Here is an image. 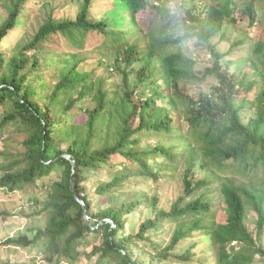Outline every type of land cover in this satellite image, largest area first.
I'll return each mask as SVG.
<instances>
[{"label":"trees","instance_id":"1","mask_svg":"<svg viewBox=\"0 0 264 264\" xmlns=\"http://www.w3.org/2000/svg\"><path fill=\"white\" fill-rule=\"evenodd\" d=\"M46 1L0 0V137L25 135V150L5 155L15 159L0 166V189L52 180L37 211L45 225L0 241V264L39 255L77 264L91 254H100L92 264H255L258 255L264 264V0H72L75 19L51 16L13 47L26 7ZM60 33L78 47L103 35L115 61L84 70L79 53L44 57ZM191 43L207 46L211 66L197 69ZM42 64L59 81L39 73ZM116 73L122 80L105 84ZM102 168L109 178L93 198L82 181ZM168 187L178 193L162 201L154 190ZM4 246L29 249L31 263L3 260Z\"/></svg>","mask_w":264,"mask_h":264},{"label":"rangeland","instance_id":"2","mask_svg":"<svg viewBox=\"0 0 264 264\" xmlns=\"http://www.w3.org/2000/svg\"><path fill=\"white\" fill-rule=\"evenodd\" d=\"M79 8H80V2H76L72 0H48L45 2V4L43 2H40L39 4L28 5L25 11H27L30 14V16L26 18V22L23 26L19 27L17 31H14L9 36L11 42L13 43V47L17 45L20 46L22 44L25 45L31 42V40L34 38L35 33L40 29L41 25L47 22L51 16L56 21H63L68 18L75 19L77 17ZM111 8H112V3L107 1V9L110 10ZM5 12L6 11L3 10L4 14ZM95 13L101 16L103 14L102 8L98 7ZM23 29L27 31L25 32V30ZM103 40H105V37L103 35L97 33H90L87 37L85 45L82 47H78L70 44L64 34L62 33L53 34L48 42L47 41L44 42L45 47L47 48L44 57L49 53H52L53 58H55V56L59 57L63 54L68 55V54L79 53V56L81 58L84 57L83 61L79 64V69H84V70L90 69L92 66L98 64L99 60L102 58L107 60L110 64H112L115 61L116 53L114 50H112L111 47H105L102 44ZM228 48H229L228 45L223 47V49L226 50ZM188 49H189V54L194 56V58L198 63L197 69H203L213 64L214 59L212 58L207 46H197L191 43L188 46ZM11 50L12 49L9 50L10 55L13 54ZM35 52L36 49L33 50L31 53H35ZM242 54L243 52H238L236 55L240 56ZM233 55L234 52L231 53L230 57L234 58ZM61 63L62 65L65 64L64 61ZM49 69L50 71H46V73H50V75L48 76V80L59 81V77L57 76V74L59 73L58 69H56L54 66H50ZM39 73L43 74L44 77L46 76L45 66H43V64L39 69ZM98 74L99 75L105 74V69L100 68L98 70ZM121 80H122V75L116 73L113 77L108 79L107 82H105V84L111 86L113 83L120 82ZM214 83H216L215 78L208 79L204 83L205 90L209 91L211 85H213ZM192 87L193 89H198V87L197 88H195V86ZM42 99L38 100L41 104H43L45 101ZM5 112H6L5 106L0 107V121H2V119L4 118ZM253 112L254 109H249L248 111H246L247 119L253 114ZM76 114L77 111L68 113L67 114L68 120L73 119L76 116ZM1 137H0V166L15 159V157L6 158L5 157L6 154H10V153L15 154L25 150V147L22 142L25 135L20 131L18 130L9 131L7 137L4 140ZM66 147L67 144H64L63 148ZM0 176H2V172H0ZM52 176L53 178H56L57 173H52ZM108 178H109V173L105 168L98 170V172L94 170L92 171L90 170L89 177L82 181V185L85 186L89 195H91V197L94 198L95 197L94 193L96 192V189L100 184V182ZM51 182H52L51 178H48L45 181H41L38 185L27 187L24 190H17L14 192H6L5 190L0 189V211L3 210L9 211V215H6L5 218L0 217V241L5 240L7 237L14 236L18 231L27 230L28 228H31L33 226L40 227L45 225L47 214L46 213L38 214L37 211L40 209V206L43 203L42 201L44 202L47 201V194H48L47 190L49 189L48 188L49 186H47V184H50ZM175 182L178 183L179 181H175ZM142 184L143 182L140 185L142 186ZM144 189L145 190L149 189L148 183L145 184ZM175 189H173L172 187H168L166 189L154 190V191L159 194L160 193L164 194L162 197V201H166V199L172 198L174 195L178 193L177 191H175ZM139 215H141V213H139ZM249 216L252 218L257 217L255 212L253 211L249 213ZM137 217H138L137 219H140L139 218L140 216ZM140 222L141 220L136 221V228L139 227ZM248 224L251 229L255 227V223L253 221L249 222ZM97 239L98 240L90 238L91 243L88 246V251H90L94 245L99 244L102 241L101 237H97ZM15 248L17 249L18 252L17 251L15 252ZM91 256H93V258L90 260L85 255H83L82 260L77 264H87L88 262L89 264L90 262L92 264V262L93 263L97 262V260L100 258V254H91ZM1 257L3 260H6L7 258L10 257L9 259L12 262L31 263L30 260L32 258V255L29 249H20L14 246L7 249V247L4 246L2 247L1 250ZM256 259L257 262L255 264H261V256L258 255ZM46 261L47 259H43V256L39 255L35 264H48Z\"/></svg>","mask_w":264,"mask_h":264},{"label":"water","instance_id":"3","mask_svg":"<svg viewBox=\"0 0 264 264\" xmlns=\"http://www.w3.org/2000/svg\"><path fill=\"white\" fill-rule=\"evenodd\" d=\"M65 156H66L67 158H71V156H70L69 154H65ZM73 165H75V164H73Z\"/></svg>","mask_w":264,"mask_h":264}]
</instances>
